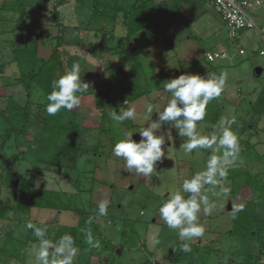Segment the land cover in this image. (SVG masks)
Returning a JSON list of instances; mask_svg holds the SVG:
<instances>
[{
  "label": "rangeland",
  "instance_id": "rangeland-1",
  "mask_svg": "<svg viewBox=\"0 0 264 264\" xmlns=\"http://www.w3.org/2000/svg\"><path fill=\"white\" fill-rule=\"evenodd\" d=\"M21 1L27 6L29 13L27 22L18 29L13 30L15 22L9 20L12 18L11 14L0 13V64H4L0 73V111L5 108L9 96L17 102H24L25 99L24 89L18 82L19 70L12 62L11 41L23 40L29 32L37 41L38 56L47 58L58 33L50 24L51 4H43L42 8L37 9V0ZM38 5L42 6L41 3ZM199 7L201 10H210L208 17L218 24L224 35L226 27L217 22L215 10L208 8L203 1L199 2ZM58 11L60 21L69 26L64 32L65 44L59 48L62 60L65 61L69 55L78 56L82 81L88 83L94 92L101 91L107 74L105 68L118 66V53L126 45L124 25H115L113 37L100 31V25L89 23L91 11L87 6L69 0ZM258 16H261L260 10L254 12L255 19ZM202 22L199 21L198 24L201 25ZM248 34L249 38L243 35L239 40L245 55L234 54L225 63H210L205 54L216 48L210 37L206 39L201 35L196 38L190 36V27L182 23L165 25L164 30L155 29L152 25L145 27L133 39L136 58L142 70L139 68L134 71L136 79L129 83L125 97L128 104L135 107L136 118L118 123L112 119L111 114L113 111L119 112L120 107H126L125 103L115 98L107 102L104 109H99L93 93L82 94L81 104L74 109L80 114L79 138L89 151L77 159L75 171L65 170L64 174L53 169L33 173L29 160L12 156L25 151V140L30 141L38 136L36 127L31 125L28 134L20 138L17 146H14L13 137H10L0 153V201H11L19 176H33L36 187L60 191L64 202L70 203L76 210L82 209L89 220L97 225L99 234L92 238V249L78 247L74 264H193L187 263V260L171 262L175 251L177 256H183L185 252L180 249L185 241L178 237L177 230L169 229L160 219L158 209L168 193L179 189L185 179L205 167L212 154L211 150L197 149L186 154L180 148L185 138L180 137L176 129L164 122L159 131L165 132V156L157 162V172L147 178L138 175L135 170L130 172L125 169V161L116 157L112 148L126 131L135 132L133 139L138 142L141 137L137 131L147 126L151 120L158 119L155 111L162 110L171 97L164 90L167 80L185 73L204 76L208 73H226L225 89L207 105L204 120L198 122V131L203 135H218L222 118L234 121L231 124L232 131L241 138L250 140L255 146L252 152L245 154L233 166H237L240 171L247 170L264 177L263 160L261 158L259 161L257 158V155L264 154V133L261 130L264 121L256 120V128L255 125L249 126L253 117H256L255 111L250 110V102L255 89L259 90L264 84V70L260 76L256 75V69L260 65L264 67V56L258 53L257 48L262 46L255 32L249 30ZM89 47L95 49L96 56L91 54ZM130 67L131 64L128 63L124 69L128 71ZM146 90H149L148 93H143ZM149 104L153 105L152 114L146 111ZM100 125L108 130L99 132ZM168 131L171 132L170 140ZM224 187L230 190L232 188L228 177L217 186L206 185L202 189V195L207 197L209 203H214L215 208L205 214L202 205L199 219L205 229L204 235L188 242L193 255L199 258L198 264H227L231 258L239 262L248 252L252 255L258 252L259 241L238 239L228 234L231 226L229 211L251 200L253 192L248 187H242L235 196L230 192L225 195L222 192ZM102 199L109 201L105 216L98 214V204ZM259 204L262 208L264 199ZM259 207L258 211L262 213L263 210ZM9 216V220H0V232L12 229V235L18 240L28 235L36 237L34 231L27 230L29 222L48 230L49 240H52L60 230L75 227L79 221V215L71 210L32 209L21 216L10 212ZM125 218L134 221L131 227L135 231L122 240L120 231ZM153 236L159 239L158 244L152 243ZM4 239V235H0V245ZM143 242L145 247L141 246ZM38 244L39 239H30L23 247H17L25 255L24 264H38L33 254V248L38 247ZM196 244L200 246L198 252L193 247ZM262 260L264 262V257ZM9 261L8 257L0 256V264H9Z\"/></svg>",
  "mask_w": 264,
  "mask_h": 264
},
{
  "label": "trees",
  "instance_id": "trees-1",
  "mask_svg": "<svg viewBox=\"0 0 264 264\" xmlns=\"http://www.w3.org/2000/svg\"><path fill=\"white\" fill-rule=\"evenodd\" d=\"M0 13L11 14L10 21L15 22L14 29H18L27 22L28 8L21 0H1ZM69 0H37L40 5L37 9L43 7V4H51L50 24L57 29L55 36V45L47 58L39 57L37 54L38 46L36 39H33L28 32L25 39H13L10 50L12 62L19 70L18 82L22 85L25 93L24 102H17L14 98L8 97L6 106L0 111V153L3 145L13 137L14 146L19 144L21 137L28 134L30 126L36 127L38 136L33 140H25L26 149L19 154H13V157L27 159L31 163L30 169L34 172L42 170H55L64 174L65 170L75 171L77 159L89 150L83 145L79 138L80 132V114L73 109L67 111L62 109L56 115L51 116L46 111L47 95L52 91V82L59 78L65 72V67L70 69L73 63H79L80 58L76 55L67 56L63 61L59 48L65 44L64 32L69 27L63 24L59 18L58 8L66 4ZM79 5L90 8L89 23L100 25L99 30L107 32L114 37L113 30L117 23H122L125 27L124 38L125 47L119 51L117 57L118 66L105 68L107 74L102 82L101 91H93L88 88L87 92L93 93L96 106L104 109L105 104L120 99L125 103L126 92L129 89V83L136 79L137 69L141 68L137 54L134 50L133 39L135 35L148 25L155 29L164 30L165 25H173L178 21H183L185 25L203 14L201 8H192V2H182V0H173L172 2H155L154 0H73ZM197 3V2H196ZM199 5V2H198ZM182 6H186L184 16H179ZM218 18L220 16L215 13ZM1 19V15H0ZM221 19V18H220ZM109 28V29H107ZM92 55L96 56L94 48L89 47ZM130 63L128 71L124 69L126 64ZM81 66V64H80ZM4 64H0V73L3 71ZM142 70V68H141ZM149 90L143 93H148ZM85 94V93H84ZM138 97V95H136ZM250 109L261 113L264 121V102L261 104L252 103ZM250 126L255 125V119L251 120ZM264 131V127L262 128ZM108 130L100 125L99 132ZM241 152L237 160L245 154L252 152L255 144L248 139L239 136ZM32 144V145H31ZM259 156L257 155V158ZM260 161L261 159L258 158ZM264 166V161L263 164ZM264 174V168L262 169ZM231 182L232 188L230 194L235 196L240 188L248 187L253 192V198L243 205L244 210L236 214L233 218L232 210L229 211L230 229L228 234L238 239L248 241H259V248L256 255L248 252L243 255L242 260L236 262L231 258L227 264H264V206L261 208L259 201L264 199V177L251 174L247 170L240 171L237 166H232L227 176ZM35 178L19 176L12 191L10 202L0 201V220H9V213L21 216L26 211L32 209L47 210H71L79 215L78 224L75 227H65L58 232L52 240L57 241L64 233L72 235L76 246L92 249V243L88 242V234L93 238L99 234L97 225L89 220L88 215L82 209H75L70 203L62 200L61 192L51 189L36 187ZM260 206V207H259ZM258 207L263 210L261 213ZM16 219V218H15ZM20 221V219H16ZM124 226L120 231L121 239L124 240L129 233L135 230L131 227L133 220L125 218ZM130 226L128 230L127 227ZM28 232L32 229L27 228ZM5 239L0 245V256H6L10 259L9 264H24L25 255L17 247L25 245L28 240H38L37 237L26 236L18 240L12 235V229L0 232ZM46 238L49 239L48 230ZM194 250L198 252V244ZM107 246V245H106ZM145 247V242L141 244ZM176 253V251H175ZM171 256V262H186L198 264L199 258L194 256L193 251L184 253L183 256L177 254ZM206 253V252H205ZM208 253V251H207Z\"/></svg>",
  "mask_w": 264,
  "mask_h": 264
},
{
  "label": "clouds",
  "instance_id": "clouds-1",
  "mask_svg": "<svg viewBox=\"0 0 264 264\" xmlns=\"http://www.w3.org/2000/svg\"><path fill=\"white\" fill-rule=\"evenodd\" d=\"M227 82V74L219 75L208 73L181 74L176 78L167 80L164 90L171 94L170 99L158 113V119L139 129L141 139L137 142L133 139V131H126L122 138L113 145L112 151L116 157L125 161V169L135 172L142 177H151L157 162L165 156V132L159 131L164 122L170 128L178 131L180 137L185 138L180 148L186 154L197 149H209L212 154L205 167L195 172L190 178L185 179L179 189L167 194V198L159 206V216L169 229L177 230L178 237L185 241L180 251L190 252L188 242L194 241L204 235V226L200 223L199 214L203 205L205 214L215 208L214 203H209L207 197L202 195V189L206 185L217 186L220 181L226 179L229 169L235 164L241 145L238 135L232 131L231 124L234 121L221 120V131L217 135H203L198 131V122L203 121L206 108L210 101L218 98L224 91ZM52 91L47 95L46 111L54 116L62 109L72 111L81 104V96L86 93L89 84L81 79V66L73 63L70 69L52 82ZM126 107H120L119 112L113 111L112 119L118 123L135 119L137 112L134 106L125 101ZM148 113H153V105L146 108ZM171 132H167L170 140ZM223 194L227 195L230 189L224 187ZM109 201L102 199L98 204V214L107 215ZM240 204L232 209L233 218L244 210ZM27 228L34 231L39 239L38 247L33 248V254L38 264H74L79 249L69 233H64L53 242L46 238V229L36 227L29 222ZM88 242L92 243L91 234H88ZM160 241L156 236L152 237V243ZM97 247L99 245H96ZM51 249V252L49 251Z\"/></svg>",
  "mask_w": 264,
  "mask_h": 264
},
{
  "label": "crops",
  "instance_id": "crops-1",
  "mask_svg": "<svg viewBox=\"0 0 264 264\" xmlns=\"http://www.w3.org/2000/svg\"><path fill=\"white\" fill-rule=\"evenodd\" d=\"M154 1L155 2H172L173 0H154ZM187 1L188 2H192V5H191L192 8H196V7L199 8L198 2H200V1H203L208 6V8H212L209 5L208 0H187ZM182 2H186V1L182 0ZM185 9H186V6H182L181 10L179 11V16L180 15L184 16ZM256 10H260V15L261 16H258V19H255V17H254V12ZM210 14H211L210 10L203 8V14L200 15L199 17H197L196 19L190 21L189 24L185 25L183 23V21H181V20L178 21L177 23H182L186 27L187 26L190 27V36H195V38H196L199 35H201V36L206 37V39L210 37L211 41L214 43V47H216L215 49H213L210 52L219 53V52H222V51H226L227 56L225 58L215 57V59L213 61H211V62L207 60L208 62L213 63V62H216V61H220L222 63H225L227 60H230L231 57L234 54L236 56H242V55H239V54L235 53V49L232 47V44H231L230 40L227 37V31L224 33V35H222L221 28L218 26V24L213 22V20H212V18L210 16L208 17V15H210ZM252 14H253V17H254L255 21L259 25H263L264 24V0H262V4L259 7L255 8L253 10ZM216 20L221 26H223L225 28V26H224V24H223V22H222V20L220 18H217ZM199 21H203L202 24H201L203 26L198 24ZM248 31L249 30L243 31L241 33V37L240 38H242L243 35L245 37L249 38L250 36L248 34ZM250 31H254L255 34L257 35L258 41H259L260 45L262 46L261 48L260 47L257 48L259 50L258 53H259V55H263L264 56V54L260 53V51L264 49V43L262 42L259 33L256 30H253V29H251ZM240 38H239V40H240ZM239 40H238V44H239ZM208 52L209 51H207L206 53H208ZM243 55H245V54H243ZM205 57H206V54H205ZM263 70H264V67L260 65L259 68L256 69V75L260 76L261 73L263 72ZM263 102H264V84L260 87L259 90L255 89L254 95H253V99L250 102V104L255 103L257 105V104H261ZM255 113H256V117L255 118L253 117V119H255V120L262 119L261 113L260 114L257 113L256 109H255ZM256 125L257 124L255 123V128H256ZM261 130L264 133L263 129H261ZM259 155L260 156L258 158H260V159L262 158V160L264 161V154H259Z\"/></svg>",
  "mask_w": 264,
  "mask_h": 264
},
{
  "label": "built area",
  "instance_id": "built-area-1",
  "mask_svg": "<svg viewBox=\"0 0 264 264\" xmlns=\"http://www.w3.org/2000/svg\"><path fill=\"white\" fill-rule=\"evenodd\" d=\"M208 3L220 16L226 27L227 37L237 54H245V50L238 44L243 31L256 30L264 43V24L259 25L252 14L253 10L262 4V0H208ZM260 53L264 54V49ZM226 56V51L206 53V59L210 62L215 57L225 58Z\"/></svg>",
  "mask_w": 264,
  "mask_h": 264
}]
</instances>
